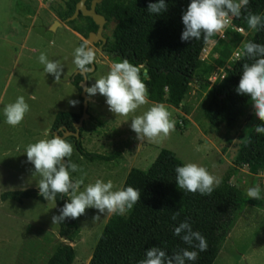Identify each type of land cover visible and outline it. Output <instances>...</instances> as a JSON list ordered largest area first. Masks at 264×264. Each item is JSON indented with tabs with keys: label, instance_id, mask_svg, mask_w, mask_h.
Listing matches in <instances>:
<instances>
[{
	"label": "trees",
	"instance_id": "obj_1",
	"mask_svg": "<svg viewBox=\"0 0 264 264\" xmlns=\"http://www.w3.org/2000/svg\"><path fill=\"white\" fill-rule=\"evenodd\" d=\"M77 1L65 0L61 9L55 8L53 11L57 18L65 21L72 16ZM90 1L86 2L87 7ZM156 2L158 0H102L96 5V12L106 20L104 29L114 23L104 49L122 56L123 58L118 56L122 61L126 57L133 65H144L141 76L148 88V100L151 103H162L177 109L189 93L193 82L204 86L211 85L202 117L211 131L222 126L232 127L251 101L249 96H241L236 91L243 64L254 63V60L243 54L242 44L252 42L264 45V29L258 32L249 29L244 17L248 12L264 16V0H250L247 8L242 9L241 16L233 23L244 32L251 33L249 38L244 39L242 34L232 30L225 32L226 40H218L217 35L210 38V41H216L213 51L217 58L212 62L225 71L224 77L213 84L207 79L214 67L200 57L207 44L203 37L200 40L181 41L184 30L182 16L191 0H165L166 12L150 14L147 10L148 4ZM79 21L85 24L83 30L74 26ZM67 25L83 38L97 30L90 18L81 15L78 19L67 22ZM239 47V59L227 65ZM81 80L82 77L77 75L73 81L79 93L78 83ZM79 101V113L56 114L50 128L51 138L61 128L74 131L73 124L81 116L82 99L79 98ZM181 110L188 113L185 107H181ZM90 119L95 121L92 117ZM260 124L264 122L257 119L248 128L236 156L237 161L252 174L264 172V134L255 131V127ZM65 140L72 143L79 156L89 163H111L119 157L118 153L98 155L88 152L82 145L81 129L78 138L68 137ZM180 166H184V163L172 151L162 149L146 171L137 168L129 170L121 189L131 186L139 190L141 200L123 216L111 214L88 264H139V261L145 259L146 250L153 246L160 247L168 255L180 249L199 252V249L191 248L181 237L174 235V228L185 220L193 231L205 237L208 245L207 251L199 252L196 261H186V264H213L243 207L250 205L264 211V182L260 185L261 199L252 200L230 185L231 173L227 172L210 196H202L178 188L175 169ZM1 199L19 204L26 199L45 202L39 195L38 188L7 192L1 195ZM67 202H70L69 197L62 194L57 196L54 203L59 214ZM175 212H179V216L172 220ZM76 220L66 218L63 223H58V235L63 241L55 247L46 264L73 262L74 250L68 243H73L79 233Z\"/></svg>",
	"mask_w": 264,
	"mask_h": 264
},
{
	"label": "rangeland",
	"instance_id": "obj_2",
	"mask_svg": "<svg viewBox=\"0 0 264 264\" xmlns=\"http://www.w3.org/2000/svg\"><path fill=\"white\" fill-rule=\"evenodd\" d=\"M64 1L0 0V32L15 33L11 37L10 43L0 39V118H6L3 113L4 107L14 103L19 96H23L30 106L25 117L31 115L33 118L40 106L42 108L43 105L50 106V110H40L43 112L40 114V119L33 118L31 128L35 134L32 136H40V132L46 127L50 129L53 112H75L76 107L80 105L78 88L73 83H70L69 86L66 85L64 80L72 68H77L73 63L74 51L81 46V43H85L83 37L81 35L77 37L68 32L66 28L57 26L53 31H47L46 44L43 49L33 39L34 33L41 29V25L44 23L41 19L44 16L43 12H39L40 16L35 19L38 11L61 9ZM22 11L30 14L32 21V34L30 36L28 33L29 39L25 44L35 46L37 50L35 53H24L21 50V54L18 56L13 51V47L14 45L20 46L19 44L22 42V39H19L20 30L16 28L18 22L16 20L20 18ZM237 19V17L232 18V26ZM74 26L83 30L85 24L79 21ZM113 27L114 23H110L103 31V37L110 38ZM228 28L231 29V24L228 25ZM242 36L244 39L249 38L251 33L244 32ZM42 42L44 43V41ZM215 44V40L209 41L200 56L201 60L212 63L214 67L207 79L210 84L216 83L225 75L224 68L212 62L217 58L213 51ZM239 50H241L240 47L235 52ZM41 53H45L50 61H58L63 67V75L57 82L59 85H54L52 89L49 88L52 84L50 79L54 76L50 77L51 74L44 71L45 66L39 63L38 57ZM115 62H122V60L118 57L113 59L96 57L95 71L87 77V88L91 87L95 80L106 76L110 71L111 64ZM230 63H232L231 59L227 65ZM74 74L75 70L71 80L74 79ZM44 76L49 78L46 85L42 80ZM141 79L144 80L142 76ZM210 91L211 85L204 86L193 82L180 108L176 109L164 104L171 114L170 119L175 121V131L160 143H153L147 139L139 141L137 134L131 130V120L134 116L143 114L153 103L149 102L137 109L135 113L123 117L116 116L109 111L105 97L99 94L93 97L87 95L90 100L87 109L89 119L85 120L81 127L83 147L93 154L112 155L118 153L119 157L112 164L89 163L79 156L72 144L73 154L67 159L70 163L77 164L79 168L83 169V172H71V169L69 171L73 180L83 176L84 185L80 190L83 191L88 184H94L98 179L105 183L112 180L113 190H120L131 168L146 171L162 149L172 151L184 165L195 163L205 167L211 175L220 180L227 172H230V185L238 188L245 196H247L248 188L256 185L260 187L264 182V172L259 171L252 174L236 158L248 128L258 119L255 116L252 102L248 103L232 127L222 126L216 131H211L208 123L202 117V111ZM33 94L35 100L30 98ZM70 100L78 101V104L72 107L69 104ZM181 107H185L188 113L185 114ZM93 112H98L97 116H94ZM48 139H51L50 131ZM28 188H34V185L29 186L27 183L19 181L16 188L12 190L22 191ZM8 202L9 206L5 211L9 210L10 213H14L16 220L14 228L5 229H2L0 221V264H46L55 247L63 241L58 235V224L52 222V217L59 215L55 203L47 200L40 203L32 199L23 200L20 204L11 200ZM97 215H100V220L94 221V217ZM110 216L101 214L92 208L86 209V214L76 220L79 233L73 243H68L74 250V260L71 264H88L100 233ZM213 264H264L263 210L250 205L243 207L234 227L222 243Z\"/></svg>",
	"mask_w": 264,
	"mask_h": 264
},
{
	"label": "clouds",
	"instance_id": "obj_3",
	"mask_svg": "<svg viewBox=\"0 0 264 264\" xmlns=\"http://www.w3.org/2000/svg\"><path fill=\"white\" fill-rule=\"evenodd\" d=\"M249 3L250 0H191L182 16L184 30L181 41L200 40L203 37L204 42L208 43L210 38L217 34L222 35L224 29L231 24L232 18L240 17L242 9H246ZM147 10L150 14L159 15L167 11V5L165 0H158L156 3H149ZM244 18L249 29L257 32L264 29V16L248 12ZM242 48L243 54L254 60V63L243 64L236 91L241 96L251 98L255 116L264 122V45L245 42ZM237 55H240L239 51ZM38 61L45 66L46 73L55 77V82L60 81L63 67L58 61H50L45 53L40 54ZM95 61L96 52L87 42L75 49L73 63L82 73L91 72L90 65ZM143 69V64L133 65L128 59L112 63L109 73L95 80L91 87L86 88V93L89 97L97 94L105 97L110 112L116 116L128 117L149 103L148 88L141 79ZM30 98L35 99V95ZM69 104L75 107L78 101L70 100ZM29 110L30 106L25 98L19 96L14 103L4 107L6 123L12 127L20 125ZM170 115L164 104L154 103L143 114L134 116L131 120V130L137 134L139 141L147 139L160 143L175 131V121L170 119ZM255 131L264 134V124L257 125ZM25 152L27 161L34 165L33 175L41 177L37 185L39 195L53 203L58 195L70 197V202L64 204L60 214L52 217L53 224L63 223L66 218L78 219L86 214V209L92 208L101 214L123 216L141 200L140 191L131 186L114 191L112 180L105 183L98 179L81 191V186L84 185L83 176L73 180L69 169L71 172H83V169L66 159L72 156L73 145L60 136L29 144ZM175 171L178 188L192 194L210 196L221 183V180L211 175L205 167L195 163H187L177 167ZM247 196L252 200L261 199V188L258 185L248 188ZM178 216L179 212H175L171 219L176 220ZM98 220L100 215L94 217V221ZM174 235L181 237L191 248L199 249V252L207 251L205 237L193 231L187 220L174 228ZM199 252L180 249L168 255L165 250L153 246L146 250L145 259L139 261V264H186V261H196Z\"/></svg>",
	"mask_w": 264,
	"mask_h": 264
},
{
	"label": "crops",
	"instance_id": "obj_4",
	"mask_svg": "<svg viewBox=\"0 0 264 264\" xmlns=\"http://www.w3.org/2000/svg\"><path fill=\"white\" fill-rule=\"evenodd\" d=\"M39 12L40 13L43 12L42 14L44 16L41 19L43 20L44 23L42 22L43 24L41 25V29L37 30L34 33L33 39L36 40V43L38 44V46H41L40 47L41 49L45 47V44H46L45 40L47 36L46 34L48 33L47 31L50 30V27L52 26V24L57 20H58L57 22L59 21L61 22V23L59 22V25H58L59 28H66V30L70 32L71 34H74L77 37H80V35L77 32L73 31L71 27H68L67 23L59 20L55 12L52 9L51 11L50 10L45 11L43 9H41V11L39 10L35 19H37L40 16ZM30 18H31L30 14H26V12L22 11V13L20 14V18L16 20L18 21L16 24V28H18V30H20V33H21V35L19 36V39H22V42L19 44L20 46L14 45L13 47V51L18 56L21 54L20 52L21 50L24 51V53L25 52L35 53L37 50L35 46H27V44H25L27 40L29 39L28 33H30V36L32 34V31H31L32 21ZM63 26H67L68 28L63 27ZM14 34H12V32H7L6 34H4V32H0V39H2L3 42L10 43V39H12L11 37L14 36ZM42 41H44V43ZM74 70L76 71L77 68L76 69L72 68V70H70V72H68L65 76L66 79L64 80V83L68 86L70 85V83H73L74 81V80H71L72 73ZM51 76L52 75H50V77ZM48 79L49 78L46 76L42 78L45 85L48 83ZM50 81H52V84L49 87L50 89L54 88V85H59V83L55 82V77L51 78ZM36 101H38L37 98H36ZM52 102H53V99H52ZM46 109L50 110V106L43 105V108L40 106L39 111H37V113L33 115V118L35 120L40 119L41 118L40 114L43 113V112H40V110H46ZM58 112L52 113L53 115L52 120H54ZM79 112H80V105L76 107L75 112H70V113H79ZM97 113L98 112L94 113V116H97ZM33 118L31 117V115H29L28 117H24V120L22 121V123L16 127H12L8 125L6 123V118H0V221L2 223V226H1L2 229L14 228V222L16 220V216L14 215V213H10L9 210L5 211L6 207L9 206L8 201L10 200H2L1 195L7 192H14V190L12 189L16 188V184L19 181L25 182L29 186L34 185V188H31V189H37L38 182L41 179L39 175H33V173L35 172L34 165L27 161L25 149L29 144L36 143L41 139H48V134H49L50 129L49 127L44 128L39 134L41 137L32 136V134H35L32 132V128H31ZM51 123H53V121ZM51 123L49 125L50 128L52 126ZM36 138L38 140L34 141L33 139H36ZM114 162L104 163V164H112ZM98 163H101V162H98Z\"/></svg>",
	"mask_w": 264,
	"mask_h": 264
},
{
	"label": "water",
	"instance_id": "obj_5",
	"mask_svg": "<svg viewBox=\"0 0 264 264\" xmlns=\"http://www.w3.org/2000/svg\"><path fill=\"white\" fill-rule=\"evenodd\" d=\"M86 2L87 0H78L75 5V9H74L72 16L67 18L64 22L67 23V22L74 21L78 19L79 15H81L82 17L90 18L92 20V22L96 25L97 30L95 32H90L88 36L83 39L85 40V43L87 42V44L94 49V51L96 52V57L100 59L101 57H106V54H107L106 51L102 49L103 44L106 42V39L102 36V33L104 31V26L106 25V20L102 15L96 12V5L100 4L102 0H91L89 7L86 6ZM58 25H59V22L55 21L50 27V30L53 31L55 27ZM98 42H101V45H99L98 48L95 49L93 45ZM110 57H113V56L110 54ZM90 67L92 68L91 72L82 73L79 69H77L74 74V78L77 75H80L82 77V80L78 83V87L80 89V98L82 99V110H81V116L79 118V121L73 124L74 131L73 132L67 131L61 128L59 129L58 132H54L53 136H60L62 139H66L68 137L78 138L80 129L83 126V122L89 119V115L87 114L88 103H89V98L86 93L87 77L89 76V74L95 71V64L90 65ZM145 73H146V70H144V74Z\"/></svg>",
	"mask_w": 264,
	"mask_h": 264
},
{
	"label": "built area",
	"instance_id": "obj_6",
	"mask_svg": "<svg viewBox=\"0 0 264 264\" xmlns=\"http://www.w3.org/2000/svg\"><path fill=\"white\" fill-rule=\"evenodd\" d=\"M226 30H232V31H235V32H237V33H240V34H243L244 33V31H241V29L240 28H237L236 26H232V23H231V29H229L228 28V26L224 29V32H223V34L221 35V34H217V39L218 40H226V34H225V32H226ZM239 52H240V55H241V50H239ZM240 55H237V52H235L234 54H233V56H232V58H231V62L232 63H234L235 62V60L237 61L238 59H239V57H240ZM224 77V76H223ZM222 77V78H223ZM221 78V79H222ZM220 79V80H221ZM210 82V81H209Z\"/></svg>",
	"mask_w": 264,
	"mask_h": 264
},
{
	"label": "flooded vegetation",
	"instance_id": "obj_7",
	"mask_svg": "<svg viewBox=\"0 0 264 264\" xmlns=\"http://www.w3.org/2000/svg\"><path fill=\"white\" fill-rule=\"evenodd\" d=\"M103 36V35H102ZM105 39H106V42H107V38L106 37H104ZM106 42L103 44V46H102V49L104 50V51H106V57H108V58H111V59H113L114 57H118L119 55H117L116 53H111V52H109V51H107L106 49H104V47H105V45H106ZM99 45H101V42H98V43H96V44H94L93 45V47L95 48V49H97L98 48V46ZM110 54L113 56V57H110ZM119 57H122V56H119ZM123 58V57H122ZM124 59H127L126 57L124 58Z\"/></svg>",
	"mask_w": 264,
	"mask_h": 264
}]
</instances>
